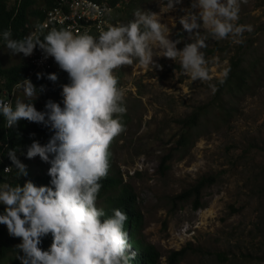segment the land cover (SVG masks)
<instances>
[{
	"label": "rangeland",
	"instance_id": "rangeland-1",
	"mask_svg": "<svg viewBox=\"0 0 264 264\" xmlns=\"http://www.w3.org/2000/svg\"><path fill=\"white\" fill-rule=\"evenodd\" d=\"M19 1L8 3L13 7ZM39 3L42 7V0ZM163 3L126 0L109 26L134 19L137 9L161 12L172 39H183L178 45L182 49L190 41L178 18L191 0H183L170 12L160 7ZM238 23L253 26V31L238 38L242 43L231 37L215 39L210 30L200 29L209 80H193L178 59L165 57L157 58L162 68L155 71L135 61L114 70L126 111L116 114L124 131L109 146L108 173L133 192L142 216L138 237L157 252V264H169L171 252L182 249L187 251L177 264H264V0H241ZM240 45H244L241 51L249 62H259L254 81L246 89L226 95L224 106L219 107L214 103L218 81L227 74L230 58ZM27 60L22 53L13 54L0 40L1 67ZM63 75L68 74L61 70L58 80L49 84L52 87L47 85L37 99L17 89L14 100L17 95L20 100L30 99L38 110L49 99L55 100L53 88H62ZM207 105L210 108L180 146L178 141L186 132L183 121ZM167 155L170 158L162 169ZM209 176H215L216 182L202 192L204 207L195 209V199L174 201ZM108 202L109 198H103L97 205L105 209ZM220 255L228 260L223 262ZM7 264L21 262L14 259Z\"/></svg>",
	"mask_w": 264,
	"mask_h": 264
},
{
	"label": "clouds",
	"instance_id": "clouds-1",
	"mask_svg": "<svg viewBox=\"0 0 264 264\" xmlns=\"http://www.w3.org/2000/svg\"><path fill=\"white\" fill-rule=\"evenodd\" d=\"M182 3L164 0L160 7L170 12ZM240 10L241 0H191L178 18L190 41L182 49L178 45L183 39H172L161 12L140 9L134 19L111 25L98 36L62 28L52 29L42 40L31 34L14 39L11 29L0 31V40L13 54L28 57L38 46L69 79L62 85V100L49 99L42 111L30 99H17L14 105L0 99V116L8 128L24 119L53 133L46 144L33 141L26 152L27 158L39 156L50 165L48 185L37 186L31 180L23 186L0 183V225L10 236L21 238L16 245L21 264H132L136 254L125 230L127 213L116 208L107 216L97 205L101 180L109 171V146L124 131L116 115L126 111L124 93L114 70L135 61L155 71L162 68L157 58L165 57L178 59L193 80H209L200 29L210 30L215 39L231 37L242 43L238 38L253 26L238 23ZM47 79L56 82L58 76L52 73ZM15 88L36 99L45 91V86L37 89L27 78ZM7 156L17 176L27 177V165L17 150L9 149ZM49 234L52 243L44 250L43 239Z\"/></svg>",
	"mask_w": 264,
	"mask_h": 264
},
{
	"label": "trees",
	"instance_id": "trees-1",
	"mask_svg": "<svg viewBox=\"0 0 264 264\" xmlns=\"http://www.w3.org/2000/svg\"><path fill=\"white\" fill-rule=\"evenodd\" d=\"M125 1L126 0H109V4L118 9ZM55 2L56 0H42L43 6L41 7L39 0H20L13 7H10L8 0H0V31L11 29L14 39H22L31 34L42 40L48 33L42 29V23L45 17L44 12L45 10L51 9ZM32 20L37 21L33 23ZM242 46L244 45H240V47L236 49L234 55L230 58L227 74L218 81L214 103L219 104V107L224 106L223 100L225 101L226 95L232 93L235 94L246 89L255 77L253 72H255L259 62L257 60L249 62L246 54L241 51L244 49ZM38 48L39 47L37 46L36 49ZM247 62H249V65ZM29 70L28 62L9 68H3L0 66V97L3 96L5 90L10 93L16 89L15 85L18 82H22L25 78L29 79ZM32 83L39 87L41 85L46 87L54 82L46 79ZM66 83H69L68 75L64 77V84ZM49 87L52 86L49 85ZM53 90H55L54 92L56 93L54 101L60 102L62 100V88H53ZM17 97L13 101V105L15 104ZM44 108L45 105H42L38 110L42 111ZM208 108H210L209 105L198 109L191 115V117L183 121L186 132L178 141L180 146L186 144V139L190 134L191 127L196 124L201 114ZM52 134L53 133L44 125L29 122L24 119L20 120L17 126L8 128L4 118L0 116V183H9L13 186L19 183L23 186L27 180H31L37 186L48 185L51 179L47 174L48 170L46 169L48 163L42 162L39 156H37L38 159H36V157L32 159L27 158L26 152L27 147L30 146L33 141H39L42 145L46 144ZM9 149H16L18 158L22 163L27 165V177L17 176V170L7 156ZM169 158V155H167L162 159V169H166V163ZM35 166L37 168H35ZM9 167H13L11 168L12 171L7 172L5 169ZM215 182V176L204 177L190 189L175 197L174 201L181 202L195 199V209L204 207V205H201L200 203L202 192L206 188L215 184ZM101 184L102 188L99 193L98 201L103 198H109L108 207L104 209L106 215H112L113 209L116 208L127 213L128 220L125 223V230L129 234V242L132 246L131 251L136 254L132 264H157L159 260L157 252L154 251L152 247L146 246L138 237L141 231L142 216L137 208L133 192L126 185H123L121 179L114 178L110 173L101 180ZM2 211L3 206L0 205V212ZM20 242L21 238L10 236L6 226L0 225V264H7L8 261L14 262V259H17L19 250L16 248V245ZM51 243L52 237L49 234L43 239L42 248L46 250ZM186 251L187 249H182L180 251L171 252V255L169 256V264H177L180 259L184 257ZM20 255L23 254L20 253ZM220 257L223 262L228 260L225 255H220Z\"/></svg>",
	"mask_w": 264,
	"mask_h": 264
},
{
	"label": "built area",
	"instance_id": "built-area-1",
	"mask_svg": "<svg viewBox=\"0 0 264 264\" xmlns=\"http://www.w3.org/2000/svg\"><path fill=\"white\" fill-rule=\"evenodd\" d=\"M105 9H111V12L108 13ZM115 11L116 8L109 4V0H56L54 6L44 12L42 29L49 32L52 29L66 28L76 35L87 32L98 36L102 30L109 27ZM27 62L30 68L29 79L32 82L46 80L52 73L57 76L61 73L54 58L45 59L39 48L28 56ZM38 73L42 74L41 78H38ZM14 97L15 90L10 93L5 91L0 99L13 103Z\"/></svg>",
	"mask_w": 264,
	"mask_h": 264
}]
</instances>
